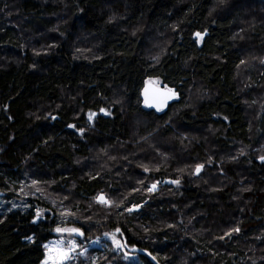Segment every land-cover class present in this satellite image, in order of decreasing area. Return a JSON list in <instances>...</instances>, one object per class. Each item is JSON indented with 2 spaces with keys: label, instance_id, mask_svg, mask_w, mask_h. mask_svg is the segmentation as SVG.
<instances>
[{
  "label": "trees",
  "instance_id": "16d2710c",
  "mask_svg": "<svg viewBox=\"0 0 264 264\" xmlns=\"http://www.w3.org/2000/svg\"><path fill=\"white\" fill-rule=\"evenodd\" d=\"M261 157L264 0H0V264H41L52 203L143 251L78 264H264Z\"/></svg>",
  "mask_w": 264,
  "mask_h": 264
},
{
  "label": "rangeland",
  "instance_id": "374dc122",
  "mask_svg": "<svg viewBox=\"0 0 264 264\" xmlns=\"http://www.w3.org/2000/svg\"><path fill=\"white\" fill-rule=\"evenodd\" d=\"M6 4L3 7V9L6 10L5 18H8V17L12 18L13 16L18 15V10L17 9L11 8V6L5 7ZM7 51H8V49H7ZM152 81L154 82L153 84H155L156 86L161 87V84L157 80H152ZM156 82H158V83H156ZM87 112L85 113L86 119H87V115H86ZM78 134H79V140L85 141V135L86 134L84 132H80V131H79ZM34 179L35 178H33L32 175H30L28 172L26 173V177H24L23 182L21 181L22 185L24 187V189H22L20 191L21 192V197H25V198H27V200H31L32 196L33 197H38V196L41 197L40 192H38L37 189L35 188V185L37 183L34 182ZM24 191H26L30 195H26L24 193ZM43 197H46V195L43 194ZM43 197H42V199H44ZM50 202H51V200H50ZM21 204H22L21 200H19L18 204L15 203V205H17L15 207V209L20 208ZM51 205L52 206H51V208L49 210V214H51V215L55 214L56 216H59L60 220H62V221H59L60 222L59 225H58L59 227H79L84 232V236H78V235L69 234V233H58V232L55 231L56 237H53L52 239H50L49 241H47L44 244V245H46V244L49 245V249L54 248V247L68 248V247H71L72 241L75 240L76 243L79 245V247L77 248V250L75 252L72 253V257L73 258L68 262V264H78V262L80 260H86L87 257H88L89 252H91L92 250H98V251H101V253L111 250L112 252H116V253L120 254L124 261H129V262H137V260L139 259L138 255L135 252H132V251L126 249L125 246L123 248H118L112 242L111 235H115L116 238L121 243L124 244L122 238H120L115 233L109 232L108 234H110V235H108V236H106L105 233H104V234H102L100 236H96V237H91L90 238V237H88V235L86 236L85 229L77 224L78 220H74L73 219V217L75 215L70 209L66 210V208L64 206L57 205L56 203H52ZM62 207L64 208V211H62ZM22 208L25 209L26 206L24 205ZM97 240H98V242H94V241H97ZM49 249H45V251H46L45 258H46L47 254H48ZM98 254L99 253L95 252V255H98ZM45 258H44V260H45ZM42 262H41V264H42Z\"/></svg>",
  "mask_w": 264,
  "mask_h": 264
},
{
  "label": "snow or ice",
  "instance_id": "6c2138e0",
  "mask_svg": "<svg viewBox=\"0 0 264 264\" xmlns=\"http://www.w3.org/2000/svg\"><path fill=\"white\" fill-rule=\"evenodd\" d=\"M198 38L201 37V33H196L195 34ZM153 81L152 80H149L147 82V85L144 89V92H145V95L147 97V94L149 93L150 91V87L153 85ZM158 83V82H156ZM177 93L171 89V88H168L166 93L163 94V100H161L158 104H157V107L158 109L159 108H162L163 104L166 103L167 100L169 99H172L174 96H176ZM145 103H148V100L146 99L145 100ZM101 111L103 112L104 109H101ZM94 115V113H90L89 114V120H91L92 116ZM262 160H264V157H261ZM199 167H202V166H198V169ZM147 171V169H145ZM174 183H178V182H175ZM156 187V184H153L151 186V188H149L148 190L149 191H153ZM98 200V202L102 203V204H107V205H110L112 202L107 200L105 198V196L103 194H101L100 196H98L96 198ZM134 208L135 207H139L138 205H134L133 206ZM127 211L131 212L132 211V208H129V209H126ZM37 215H39V212L37 213ZM56 232L58 233H69V234H74V235H78V236H84V232L82 231L81 228L79 227H57L55 229ZM117 233H120L121 232V229L117 228L115 230ZM236 231H239V229H236ZM106 236L110 235L108 233H105ZM111 239H112V242L118 247V248H123L125 245L123 243H121L115 235H111ZM94 242H98L97 241H94ZM45 249H49V245H44ZM79 247V245L76 243L75 240L72 241L71 243V247H68V248H62V247H54V248H51L49 249L48 251V254L45 258V260L42 262V264H68V262L73 258L72 257V253L75 252L77 250V248ZM149 256H151V253H147ZM152 259L154 260L155 257H152Z\"/></svg>",
  "mask_w": 264,
  "mask_h": 264
},
{
  "label": "water",
  "instance_id": "95a60500",
  "mask_svg": "<svg viewBox=\"0 0 264 264\" xmlns=\"http://www.w3.org/2000/svg\"><path fill=\"white\" fill-rule=\"evenodd\" d=\"M148 86L147 84L143 87L142 91H141V97H142V100L144 102V105L146 106V108L148 110H152L154 112H162V111H166L169 106L176 100L177 98V95L174 96L172 99H169L166 101V103L163 104L162 108H159L157 107V104L163 100V94L166 93L167 91V88H164V87H159V86H156L155 84H153L151 87H150V91L149 93L147 94V97L145 95V92H144V89L145 87ZM148 100V103H145V100ZM90 113H94V115L92 116L91 120H89V114ZM87 120L88 122L90 123V125H94L96 119L99 117V115H103V116H106L108 117L109 116V112L108 111H101V112H97V111H88L87 112ZM106 198V197H105ZM107 199V198H106ZM98 201V200H97ZM100 203V202H99ZM102 204V203H101ZM140 207H135V208H132V211L130 213H138L140 211ZM134 251L136 253H139V254H143V251L140 250V249H137V248H134ZM154 264H160L156 261H153Z\"/></svg>",
  "mask_w": 264,
  "mask_h": 264
},
{
  "label": "bare ground",
  "instance_id": "6f19581e",
  "mask_svg": "<svg viewBox=\"0 0 264 264\" xmlns=\"http://www.w3.org/2000/svg\"><path fill=\"white\" fill-rule=\"evenodd\" d=\"M144 103V102H143ZM145 106V105H144ZM146 107V106H145ZM93 109V108H92ZM147 109V108H146ZM105 111V110H104ZM98 112V111H97Z\"/></svg>",
  "mask_w": 264,
  "mask_h": 264
}]
</instances>
